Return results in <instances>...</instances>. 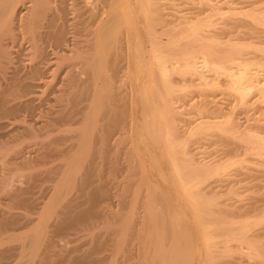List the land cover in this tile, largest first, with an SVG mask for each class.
I'll list each match as a JSON object with an SVG mask.
<instances>
[{"label":"bare ground","instance_id":"bare-ground-1","mask_svg":"<svg viewBox=\"0 0 264 264\" xmlns=\"http://www.w3.org/2000/svg\"><path fill=\"white\" fill-rule=\"evenodd\" d=\"M244 4L219 33L217 3L172 27L159 0H0V194L37 211L8 202L0 264H264V198L214 186L264 184V0ZM215 137L226 160H196Z\"/></svg>","mask_w":264,"mask_h":264},{"label":"rangeland","instance_id":"rangeland-1","mask_svg":"<svg viewBox=\"0 0 264 264\" xmlns=\"http://www.w3.org/2000/svg\"><path fill=\"white\" fill-rule=\"evenodd\" d=\"M202 0H159V2H160V4H161V8L163 9H161L162 10V12H163V15L164 16H167L166 17V20H167V23L169 24L168 26H172V24H173V26L172 27H176V26H174L175 24L177 25V23L178 24H180L179 26H183V24L186 26L187 25V22L189 23V22H196V21H199V19L201 20V18L203 19V18H205V16L207 15V16H210L209 14H212V13H214V11H212V8H211V6H214L213 7V9H216V8H218L217 6H216V3H217V5L219 6L221 3L224 5V3L226 2V5L225 6H223L222 4H221V7L219 6V8H221L222 9V12L223 13H225V15H217V16H215L214 18H212L213 20H212V23H213V21H214V23H213V26L215 27V29H218V30H216L217 32H219V33H223L226 29H225V22H226V24H228L229 23V21H230V16L231 15H229L228 16V13L230 14L231 13V11H229V10H232L231 8H233V7H239V9L242 7H245V2H247V0H207L208 1V3H207V1L206 0H203L202 2H201ZM203 2H205L206 3V5H205V3H203ZM201 3H203V5L201 4ZM209 3H211V4H209ZM228 3V4H227ZM214 4V5H213ZM235 4V5H234ZM209 5H210V7H209ZM231 5V6H230ZM242 5H244V6H242ZM230 6V7H229ZM233 6V7H232ZM241 6V7H240ZM216 7V8H215ZM228 7V8H227ZM210 9V10H209ZM212 11V12H211ZM167 12V13H166ZM228 12V13H227ZM209 13V14H208ZM226 13H227V15H226ZM221 16V17H220ZM222 16H225V17H223L222 18ZM170 17V18H169ZM169 19V21H168V19ZM225 18V19H224ZM229 19V20H228ZM172 20V21H171ZM187 21V22H186ZM222 21H224V22H222ZM169 22H171V24L169 23ZM184 22H186V23H184ZM181 23H183V24H181ZM221 23V24H220ZM224 23V24H223ZM190 24V23H189ZM214 24H216V25H214ZM218 24V25H217ZM167 25V24H166ZM220 25V26H219ZM178 26V27H179ZM184 26V27H185ZM219 26V27H218ZM217 27V28H216ZM220 28V29H219ZM223 28V29H222ZM226 32V31H225ZM224 32V33H225ZM217 34V33H216ZM225 38H223V40H224ZM228 40V38H226L224 41H227ZM201 93V91H199V92H194V93H191L190 95H188V100H186V101H189V102H185L186 104V108H185V106H184V108H185V110H188L187 111V113H186V111H185V117L189 120V122L188 123H197V121L199 120V118H200V113L198 112V111H200V109H199V107L200 106H198V104L200 103L201 104V99H202V93ZM192 94H194V95H192ZM200 95V96H199ZM189 97H190V99L191 100H189ZM193 98V99H192ZM197 100H196V99ZM218 98V97H217ZM216 98V99H217ZM194 100H195V103L197 104V105H195L194 107L192 106L193 105V103L192 102H194ZM218 100H220L219 98H218ZM218 100H216V102L218 101ZM192 101V102H191ZM192 103V105H191V103ZM223 102V103H222ZM230 103V101H219V103L217 102L216 104H218V107H220L221 105V107L220 108H222V111H223V113L225 112H228L230 109H231V103ZM199 104V105H200ZM228 104V105H227ZM215 105V104H214ZM213 105V106H214ZM188 106H190V107H188ZM225 106V107H224ZM195 108L196 110H198V111H193V110H195V109H193V108ZM256 106H254L252 109L254 110H251V111H243V112H241V115H240V118L242 117L243 119L244 118H247V117H249V119L251 120V123H253L254 121H255V119H257V117H258V119H261V114H262V109H259L261 106H257V109H259V110H255L254 108H255ZM189 108V109H188ZM226 109V110H225ZM190 110V111H189ZM260 110H261V112H260ZM191 111H192V113H191ZM259 111V112H258ZM189 112H190V114H189ZM248 112V113H247ZM256 112V113H255ZM259 113H260V115H259ZM187 114V115H186ZM259 115V116H261V117H259V116H256V115ZM243 115H246V116H244L243 117ZM254 116H256V117H254ZM194 117V118H193ZM186 118H184V120L186 119ZM198 118V119H197ZM257 119V120H258ZM262 119H264L263 117H262ZM186 121V120H185ZM184 124H187V122L186 123H184ZM196 138V137H195ZM194 138V141H193V138H192V142L190 141V144H189V146H190V150L194 153V155H195V157L196 158H198V159H196V160H198L199 162L201 161H203L204 163H206V161L208 160V162L210 163V161L212 162V163H216V162H218L219 160L221 161V160H223V159H225L224 158V156L222 157V155L225 153V151H228V146L226 145V143H224V141L222 140V139H220L219 137L217 138V137H215L213 140L211 139V138H205V139H199V138H197V141H196V139ZM209 139H211L210 141H209ZM218 139V140H217ZM7 140H9V139H7ZM199 140V141H198ZM221 140L223 141V142H221ZM216 142V143H215ZM195 143V144H194ZM197 143V144H196ZM222 143H224V144H222ZM191 144H193L192 146H191ZM218 144V145H217ZM215 145H216V147H215ZM217 149H215L214 147ZM217 146H218V148H217ZM198 147H199V149H198ZM212 147V148H211ZM222 147V148H221ZM228 147V148H227ZM204 148H206V149H208L207 151H206V149H204ZM192 149H194V150H192ZM196 149H198V150H196ZM221 149V150H220ZM225 149V150H224ZM227 149V150H226ZM230 149V148H229ZM205 150V151H204ZM216 152H215V151ZM220 150V151H219ZM195 151V152H194ZM211 153H210V152ZM219 151V152H218ZM199 152V153H198ZM221 152V153H220ZM224 152V153H223ZM196 153H198L199 154V156H198V154H196ZM204 153V154H203ZM205 153H206V156L207 157H205L204 158V156H205ZM210 153V154H209ZM202 154V155H201ZM210 156H209V155ZM219 154V155H218ZM216 155H217V157H216ZM201 156H203V157H201ZM216 157V159H217V161H215V157ZM221 158H223V159H219L220 157ZM219 157V158H218ZM199 159H201V160H199ZM209 159H212V160H209ZM213 160H214V162H213ZM226 160V159H225ZM56 166L60 163L59 161L57 162L56 161ZM209 163H206V164H209ZM54 164V163H53ZM52 164V165H53ZM211 164V163H210ZM255 164V163H254ZM50 165V166H48V168H50V167H54L55 165ZM256 166H255V171H253L254 169H253V167L252 166H254V165H250L251 167V170L249 171V172H251V171H253L254 172V174H253V172H252V174H253V176H262L263 177V180H262V178H261V181H263V183H264V171L262 172V169H260L259 167L257 168V164H255ZM55 166V167H56ZM257 169H259L260 170V172H259V170H257ZM264 170V169H263ZM249 172H248V174L247 175H249ZM258 173V175L256 174V173ZM261 175H260V174ZM44 175H43V178L45 179L46 178V180H48L49 179V184L51 185V179L53 178V177H56V176H54L53 174H51L50 175V173L48 174L47 172L46 173H43ZM252 174H250V175H252ZM263 174V175H262ZM50 175V176H49ZM229 175H230V173H229ZM228 175V176H229ZM45 176V177H44ZM51 176H52V178H51ZM241 177H236V178H234L233 177V179H238V180H243L244 178H245V176L243 177L242 175H240ZM225 177H227V176H225ZM224 177V180L221 178V182L220 181H215V183H217V184H215L214 183V186L216 187V186H218L216 189L219 191V189H220V191L218 192L216 189V192H218L220 195H221V193L223 194L222 195V197H223V200L225 201V203L226 204H228V205H230V206H233V205H236V206H241V205H245V206H250V205H252V204H254L255 202L254 201H256L257 200V197L258 196H260V197H262V198H264V184H262L263 185V187H260V189L259 188H255V187H251L250 185H248V187L247 188H244V189H246V190H244V189H241L239 186H236V187H234L233 189H237L238 188V190H235L236 191V193L238 192V194H239V196H240V194H242L243 196L246 194V196H240V200H239V196L237 197V199H235L234 197H232V195L230 194V188L232 187L231 186V184H232V181L233 180H230V179H232V178H230V176L229 177H227V178H225ZM228 178H230V179H228ZM1 179V178H0ZM55 179V178H54ZM227 180H228V182H227ZM229 180H230V182L231 183H229ZM235 180V181H236ZM220 184H219V183ZM226 182V183H225ZM49 184H47V182H46V185H48L49 186ZM227 184V185H226ZM45 185V186H46ZM221 185V186H220ZM233 185V184H232ZM48 186H46L47 188H49ZM249 188H251V189H249ZM262 188V189H261ZM240 189V190H239ZM223 191V192H222ZM239 191H240V193H239ZM245 191H246V193H245ZM258 192H259V194H258ZM263 193V194H262ZM228 196V198L226 197V196ZM261 195H263V196H261ZM249 196V197H248ZM10 197H11V200H10ZM244 199H243V198ZM260 197H258V198H260ZM232 198V199H231ZM246 198V199H245ZM14 199V198H13ZM12 199V195H8V194H0V203L2 204V206H1V204H0V214H2L5 210H7V208L10 206L9 204H11L12 202H14V203H16V204H13L12 203V205H13V207L15 206V208H16V210H15V212H18V213H24V211H26V213H27V210L26 209H28L29 207L28 206H25V205H23V204H21V201L20 200H13ZM226 199V200H225ZM231 199V200H230ZM249 201H248V200ZM230 200V201H229ZM236 200V201H235ZM254 200V201H253ZM12 201V202H11ZM20 201V202H19ZM246 201V202H245ZM8 202H11V203H8ZM237 202V203H236ZM253 202V203H252ZM8 204V205H7ZM238 204V205H237ZM241 204V205H240ZM20 207V209H19V207ZM24 207H26V208H24ZM28 207V208H27ZM37 208H39V206H36ZM18 208V209H17ZM22 208L24 209V210H22ZM20 210V211H19ZM29 210H31L32 212H31V214L32 213H35V212H37L36 211V209L35 208H29ZM35 210V211H34ZM32 216V217H31ZM35 215H30V217L32 218H30V220H33V219H35L36 218V216L34 217ZM260 216V215H259ZM263 216L264 215H261V217H258V218H261L260 220L262 221V218H263ZM257 218V219H258ZM263 221H264V219H263ZM26 222H30V224L29 225H33L32 227H34L35 226V224L32 222V221H26ZM31 227V226H30ZM29 227V228H30ZM28 228V229H29ZM27 229V230H28ZM25 230V229H24ZM21 231H19V233H20ZM22 233H23V231H22Z\"/></svg>","mask_w":264,"mask_h":264}]
</instances>
